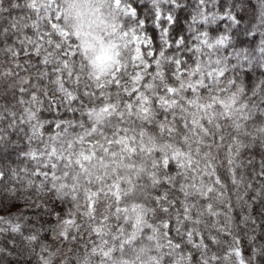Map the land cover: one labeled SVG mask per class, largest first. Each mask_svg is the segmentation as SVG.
Listing matches in <instances>:
<instances>
[{
    "label": "clouds",
    "instance_id": "9594fccd",
    "mask_svg": "<svg viewBox=\"0 0 264 264\" xmlns=\"http://www.w3.org/2000/svg\"><path fill=\"white\" fill-rule=\"evenodd\" d=\"M0 264H264V0H0Z\"/></svg>",
    "mask_w": 264,
    "mask_h": 264
}]
</instances>
